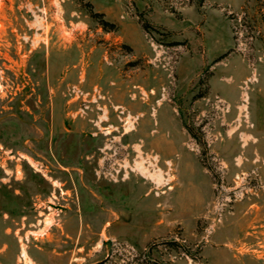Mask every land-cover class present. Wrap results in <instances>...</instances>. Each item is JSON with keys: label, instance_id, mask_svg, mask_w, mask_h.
Listing matches in <instances>:
<instances>
[{"label": "rangeland", "instance_id": "1", "mask_svg": "<svg viewBox=\"0 0 264 264\" xmlns=\"http://www.w3.org/2000/svg\"><path fill=\"white\" fill-rule=\"evenodd\" d=\"M152 244L264 264V0H0V264Z\"/></svg>", "mask_w": 264, "mask_h": 264}, {"label": "trees", "instance_id": "2", "mask_svg": "<svg viewBox=\"0 0 264 264\" xmlns=\"http://www.w3.org/2000/svg\"><path fill=\"white\" fill-rule=\"evenodd\" d=\"M93 16H102L101 13L99 12H93ZM102 23L105 25H110L109 22H107L106 20H102ZM146 28L148 27V23L146 22L144 25ZM189 131L191 132V134L194 136V134L192 133V130L189 129ZM169 245H171L173 248L178 249L177 245L179 244V242L176 239H170L166 241ZM155 244H152L149 249H147V251L145 250L144 255H145V259H146V264H160L158 260H156L155 258L152 257V253H151V248L154 247ZM178 251V250H177ZM189 250H185V252L188 254Z\"/></svg>", "mask_w": 264, "mask_h": 264}]
</instances>
